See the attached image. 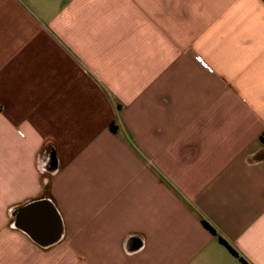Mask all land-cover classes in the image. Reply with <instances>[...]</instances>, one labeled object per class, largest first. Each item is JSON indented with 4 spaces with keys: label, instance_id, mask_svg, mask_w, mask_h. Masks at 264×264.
Returning a JSON list of instances; mask_svg holds the SVG:
<instances>
[{
    "label": "crops",
    "instance_id": "crops-1",
    "mask_svg": "<svg viewBox=\"0 0 264 264\" xmlns=\"http://www.w3.org/2000/svg\"><path fill=\"white\" fill-rule=\"evenodd\" d=\"M242 258L264 264V0H0V264Z\"/></svg>",
    "mask_w": 264,
    "mask_h": 264
},
{
    "label": "trees",
    "instance_id": "trees-1",
    "mask_svg": "<svg viewBox=\"0 0 264 264\" xmlns=\"http://www.w3.org/2000/svg\"><path fill=\"white\" fill-rule=\"evenodd\" d=\"M228 248H229V250L235 255V256H239V254L233 249V248H231L226 242L224 243ZM241 261L244 263V264H246L245 262H244V260H243V258L241 259Z\"/></svg>",
    "mask_w": 264,
    "mask_h": 264
},
{
    "label": "built area",
    "instance_id": "built-area-1",
    "mask_svg": "<svg viewBox=\"0 0 264 264\" xmlns=\"http://www.w3.org/2000/svg\"><path fill=\"white\" fill-rule=\"evenodd\" d=\"M203 65L210 71V72H212V69L211 68H209V67H207L205 64H204V62H203Z\"/></svg>",
    "mask_w": 264,
    "mask_h": 264
}]
</instances>
